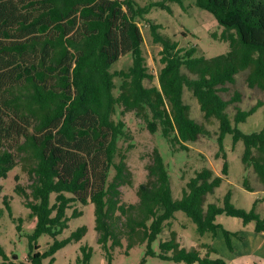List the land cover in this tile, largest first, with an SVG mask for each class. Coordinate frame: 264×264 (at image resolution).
I'll use <instances>...</instances> for the list:
<instances>
[{"label":"trees","instance_id":"16d2710c","mask_svg":"<svg viewBox=\"0 0 264 264\" xmlns=\"http://www.w3.org/2000/svg\"><path fill=\"white\" fill-rule=\"evenodd\" d=\"M185 1L141 6L136 0H0V180L19 166L28 177L24 186L20 175L15 176V192L36 222L30 237L32 264H43L47 258L53 264L58 251L83 240L86 226L59 239L70 220L83 215L78 205L94 204L98 243L109 264L112 252L124 241L127 253L147 244L146 255L162 260L228 264L211 245L204 244V255L182 247L175 231L155 253L152 244L171 229L179 211L195 223L200 236L215 238L222 231L231 253L236 251L233 237H243L225 229L219 216L240 218L244 225L255 223V233H264V216L256 210L260 199L249 211L232 203L231 190L222 204L207 202V196L229 177L228 135L233 146L243 143L244 168L254 171L264 190V127L251 134L238 128L262 103L248 110L236 107L232 117L229 107L240 102L241 95L237 92L230 100L221 95L245 71L248 87L264 90V0H194L222 29L211 37L229 46L226 53L211 59L197 56L196 46L181 48L151 20L152 40L162 46L163 67L156 76L144 55L138 19L154 7L171 13L169 3L183 6ZM127 55L132 56V66L112 72ZM155 79L158 85H146ZM185 89L199 102L205 121L219 122L216 157L224 160L221 176L204 167L183 187V197L175 199L168 164L156 148L146 166L147 179L136 188L138 201L123 202L121 188L133 186L127 154L135 145L126 122L115 120L117 108H122L121 115L134 113L151 134L160 132L173 152L188 151L209 132L191 119ZM244 185L254 191L248 178ZM0 200L12 216L10 198L2 196L1 188ZM18 221L20 231L23 219ZM42 235L53 239L43 253L37 244ZM80 249L77 263L89 264L92 247ZM0 256L3 264H15L9 263L1 244Z\"/></svg>","mask_w":264,"mask_h":264},{"label":"rangeland","instance_id":"374dc122","mask_svg":"<svg viewBox=\"0 0 264 264\" xmlns=\"http://www.w3.org/2000/svg\"><path fill=\"white\" fill-rule=\"evenodd\" d=\"M141 6L161 1V0H136ZM172 10L170 13L159 7H154L145 18H139L138 23L145 38L143 46L144 55L147 64L152 73L158 76L163 65L160 63V52L162 46L155 44L152 40L150 32V21L160 24L161 32L179 42V46L184 49L197 47V56H204L211 59L217 55L226 53L229 46L226 42L215 40L211 37V33L222 29L212 14L194 5V0H186L181 6L177 3H169ZM132 66V56L122 57L112 68V72L120 70H128ZM247 72H242L236 77L234 84L226 85L227 92H222L224 99L230 100L235 93L241 95L240 102L231 104L229 113L233 117L236 113V107L248 110L258 102L262 103V107L251 116L246 123L238 126L239 130L246 134L261 131L264 127V90L259 88L251 89L246 82ZM117 86H120V79L115 80ZM157 84L155 79L152 83L147 82L146 85L151 86ZM119 91L116 90L115 94ZM184 101L190 107V117L195 122L203 124L209 134L201 136L195 143L189 145L188 151L173 152L161 136L160 132L151 134L144 123L140 121L134 113L127 112L121 115L122 108H117L115 120H124L128 128L133 133V143L135 148L128 152L127 162L132 172L133 186L121 188V199L125 203H135L138 201L136 196V188L147 179V165L152 163V154L154 149H158L168 164L171 180L173 196L175 199L183 197L182 189L186 183L195 176L197 171L204 167L213 169L216 174L221 176L224 160L217 158L216 154L219 150L217 143V135L219 132V122L213 119L209 122L205 121L203 113L200 110V104L188 89H185ZM233 137L228 135L225 140L227 161L230 164L229 177L222 185L215 190V193L207 196V202H216L222 204L224 196L229 190L232 191V203L239 208L251 210L257 199L261 202L256 207L257 212L264 216V190L258 177L252 169L246 170L242 163V154L244 145L239 142L233 146ZM20 175V183L24 186L28 185L27 175L21 172L20 166L11 171L6 179L0 180V188L2 196L10 198L12 208V216L6 210L3 201L0 200V211L3 210L0 217V244L5 249L9 263L15 264H32L29 254L30 237L33 235L35 228V219L30 214L31 211L25 206L24 200L15 192V176ZM248 178L250 185L254 189L249 191L244 185V179ZM54 201V195L52 197ZM83 211V215L72 218L69 222V228L59 236V239L68 237L72 232L82 226L87 227V234L81 242H75L64 247L56 254V261L53 264H78L77 258L82 255L81 246L89 245L93 249V254L89 264H109L105 253L98 243V235L95 230V206L88 204L86 206L78 205ZM73 209L68 211L71 215ZM23 219L21 230H18L20 222ZM218 222L227 230L239 232V236L243 240L233 237V244L236 248L231 253L227 246L222 231L213 238L210 234L200 236L196 232L195 223L182 211L176 213V218L172 222L171 229L165 230L159 235L157 240L152 244V249L156 254L160 252V243L171 237V231H175L177 239L181 246L188 249H198L204 255L206 251L203 249L204 244L215 247L219 255L225 258L228 264H264V233L257 234L254 231L255 223L244 225L240 218L222 215L218 217ZM53 243V239L48 235H42L38 240L39 252L43 253L49 245ZM35 251V250H34ZM147 244H139L129 249L127 253V243L123 242V247L116 248L113 253L112 264H181L169 260H162L158 256H147ZM4 260L0 256V264ZM50 258L43 260V264H49Z\"/></svg>","mask_w":264,"mask_h":264},{"label":"crops","instance_id":"0c3cea01","mask_svg":"<svg viewBox=\"0 0 264 264\" xmlns=\"http://www.w3.org/2000/svg\"><path fill=\"white\" fill-rule=\"evenodd\" d=\"M236 249V248H235Z\"/></svg>","mask_w":264,"mask_h":264}]
</instances>
